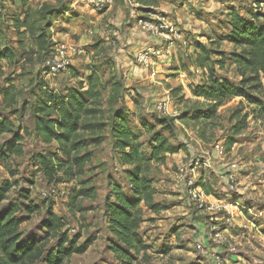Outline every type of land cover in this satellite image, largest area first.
I'll return each instance as SVG.
<instances>
[{"label":"rangeland","instance_id":"obj_1","mask_svg":"<svg viewBox=\"0 0 264 264\" xmlns=\"http://www.w3.org/2000/svg\"><path fill=\"white\" fill-rule=\"evenodd\" d=\"M231 6L244 16L260 14L259 21L264 23V0H155L148 4L113 0L103 9L93 8L87 0H0V36L4 45L17 51L10 64L3 62L6 75L0 78V90L7 84V77L19 89L17 103L7 109L3 108L0 92V113L25 128L24 153L11 162L18 174L11 177L0 161V183L5 179L15 183L6 203L21 200L22 189L30 190V198L23 200L37 207L29 215L22 213L28 216L21 226L25 235L42 234V221L52 207L66 220L69 235L80 234L79 244L92 240L85 253L74 254L64 264H120L109 247L112 235L105 201L113 199L111 181L130 194L125 174L128 167L120 162L112 132L115 115L121 109L127 113L146 156L151 153L153 134L162 128L156 117L173 119V133L164 134L173 145L182 147L175 154H167L164 162L150 164L148 176L156 188L155 200L168 209L153 212L142 203L144 222L139 233L149 247L137 255L133 264H264V119L250 116L247 127L234 134L236 122L255 108L241 97L219 107L215 119L195 123L185 118L198 109H207L208 102L194 96L191 89L209 74L229 77L235 83L240 80L229 60L223 69L212 61L201 68L195 61L197 41L229 57L231 44L212 41L217 34L226 32ZM27 11L34 19L51 25L47 52L40 51L28 34L19 35L14 26L13 18L20 15L24 19ZM139 18L167 20L177 28L179 37L168 60H157L149 67L136 62L145 42L162 45L155 43V38L161 36H150L141 30ZM211 58L216 61L220 57L213 54ZM60 60L66 62V67L54 69ZM70 67L79 76L75 77ZM91 67L102 78L103 112L96 121L105 122L106 128L86 137L100 136L101 143L89 144L93 160L84 174L49 183L34 157L57 148L56 143L45 144L35 132L40 87L45 85L63 93L67 88H78ZM153 71L156 76H151ZM261 76L264 84V73ZM161 101L168 102L169 115L157 110ZM238 110L239 118L235 117ZM230 138L236 140L231 148L225 145ZM218 143L226 151L222 158L215 151ZM205 158H210L211 168L201 165ZM195 160L200 163L193 171ZM232 163L238 165L237 177L234 189L227 190L222 175L232 169ZM183 168L188 170L183 172ZM196 171L200 174L195 175ZM191 179L203 193L196 200L186 185ZM89 188L93 190L91 195L72 201L75 190ZM220 201L229 202L231 212L208 210L212 203ZM217 233L221 240H216Z\"/></svg>","mask_w":264,"mask_h":264},{"label":"trees","instance_id":"obj_2","mask_svg":"<svg viewBox=\"0 0 264 264\" xmlns=\"http://www.w3.org/2000/svg\"><path fill=\"white\" fill-rule=\"evenodd\" d=\"M139 3H154L155 0H135ZM260 3L263 0H255ZM17 15L14 26L19 35L28 34L38 45L40 51L47 52L49 44L50 24L34 19L30 11L24 19ZM228 27L226 32L217 34L212 43L228 42L233 50L227 58L218 50H213L207 44L194 43L196 63L206 68L208 61L218 64L221 69L229 60L240 78L238 83L229 77L217 76L213 72L207 79L195 84L191 91L194 96L208 102L206 110L198 109L194 114L187 115L195 123L200 120H211L217 116V110L229 100L237 97L246 99L255 108L245 113L234 125V134H239L247 127V119H264V84L261 74L264 73V23L260 22V14L244 16L234 6L228 11ZM43 19V18H42ZM219 55V60H211V56ZM17 57L14 47L4 45L0 36V78L5 77L4 61L9 64ZM75 77L79 73L70 67ZM90 74L79 82V87H70L66 92H55L45 85L40 87L39 97L35 104L34 127L39 138L47 145L56 143L55 152L37 153L38 169L49 183H60L64 179L73 180L85 173V168L93 160V151L89 144H100L101 138H87L88 133H98L106 128L105 122L96 119L102 110V78L98 70L91 67ZM0 92L3 95V108H12L19 99V89L10 77L6 78ZM241 110L235 112L240 116ZM161 125L151 140L150 156H146L135 134L128 123V115L119 110L115 115L112 132L115 137L114 147L119 153L121 164L128 167L125 174L130 185V194L123 191L118 184L111 181L113 199L105 201V213L109 219L110 250L120 264H133L137 255L147 251L148 244L139 233L144 222L142 203L153 212L168 209L167 205L155 200L156 188L148 176L152 162H164L167 154H175L182 147L173 145L164 131L170 134L174 131L173 119L155 118ZM25 128L17 126L7 115L0 113V161L11 177L18 174L11 162L23 155V140ZM235 138H230L225 145L231 148ZM228 148V149H229ZM131 167V168H130ZM15 183L5 179L0 183V264H64L74 254H83L92 244L87 240L79 244L80 234L69 235L66 220L50 207L42 221L40 236L25 235L21 226L26 220L22 213H33L37 206L32 202H24L30 198V190H21V200H9V193ZM75 189V188H74ZM74 189L72 191H74ZM93 190H75L76 197L91 195ZM55 241L52 246L50 243Z\"/></svg>","mask_w":264,"mask_h":264},{"label":"built area","instance_id":"obj_3","mask_svg":"<svg viewBox=\"0 0 264 264\" xmlns=\"http://www.w3.org/2000/svg\"><path fill=\"white\" fill-rule=\"evenodd\" d=\"M87 1L90 5L93 6V8L103 9L104 7L108 6L113 0H87ZM138 23H139L141 30L144 33L150 36H161L165 38L166 43L162 44L161 46H156V45H151V44L145 46L141 51L137 53L136 62L138 64H142V65L149 67L155 64V61L157 60H159V62H164L168 60L171 50L175 46L176 38L179 37L177 28L171 22H168L167 20H163V19L159 21H153V20H147L145 18H139ZM66 65H67L66 62H64L63 60L56 61L54 69L65 68ZM156 75L157 73L155 71L151 72V76H156ZM156 107L158 111H162L164 114L169 115V113H167L168 108H169L168 102H165V101L158 102ZM215 151L217 155L221 158L226 154L224 145L220 143L216 144ZM199 163L200 161L198 162L197 160H195V162L193 163V168H192L193 171L198 169L197 165H199ZM201 165L204 168H211L212 164L210 162V158H207V159L205 158V160L201 162ZM230 166L232 169L228 173H225L222 175L223 179L225 180L224 186L227 190L234 189L235 185L233 184V182L236 181V177H237L236 169L238 165L236 163H232ZM185 170L187 171L188 169L183 168V172ZM199 174H200V171L195 172V175H199ZM186 185L188 186L191 198L193 200L200 198L201 195L203 194L201 187L196 186V183L193 179L189 180L186 183ZM200 205L202 206L203 204H200ZM208 208H209L208 210H211V211L218 210L219 212L221 211L231 212L229 202H223V201L214 202ZM211 221H213V218H211ZM212 229H215V228L213 227ZM216 237H218L216 238L217 241L222 239V236H220L219 233L216 234Z\"/></svg>","mask_w":264,"mask_h":264},{"label":"crops","instance_id":"obj_4","mask_svg":"<svg viewBox=\"0 0 264 264\" xmlns=\"http://www.w3.org/2000/svg\"><path fill=\"white\" fill-rule=\"evenodd\" d=\"M156 40H157V42H155V43H157V44H163L166 40H165V38H155ZM150 43H148V42H145L144 44H142L144 47L145 46H147V45H149ZM152 44V43H151ZM142 46V47H143ZM218 217V216H217Z\"/></svg>","mask_w":264,"mask_h":264}]
</instances>
